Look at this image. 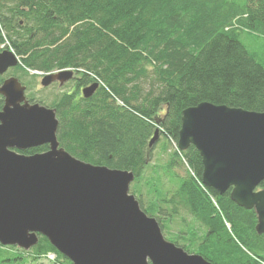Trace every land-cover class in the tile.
<instances>
[{"label":"trees","instance_id":"trees-1","mask_svg":"<svg viewBox=\"0 0 264 264\" xmlns=\"http://www.w3.org/2000/svg\"><path fill=\"white\" fill-rule=\"evenodd\" d=\"M2 42L20 59L17 75L29 92L30 70H73L68 89L49 104L60 147L131 171V193L161 229L170 232L182 213L205 228L166 239L212 264H264L255 211L233 202L229 190L218 194L201 183L194 146L168 151L189 106L209 101L264 111V0H0ZM92 82L97 88L83 97ZM157 128L168 158L152 165L156 142H148ZM0 264L72 262L38 234L29 249L0 244Z\"/></svg>","mask_w":264,"mask_h":264},{"label":"water","instance_id":"water-1","mask_svg":"<svg viewBox=\"0 0 264 264\" xmlns=\"http://www.w3.org/2000/svg\"><path fill=\"white\" fill-rule=\"evenodd\" d=\"M20 64L0 50V74ZM73 70L44 74L42 86L60 85ZM98 83L81 89L90 97ZM0 244L29 249L38 234L72 264H212L167 240L129 185L131 171L75 158L59 146L55 109L25 96L15 76L0 84ZM155 129L148 144L158 139ZM42 152L23 153L41 145ZM190 145L202 161L201 183L218 194L229 190L238 206L256 213L264 232V111L201 101L182 111L177 149Z\"/></svg>","mask_w":264,"mask_h":264},{"label":"rangeland","instance_id":"rangeland-1","mask_svg":"<svg viewBox=\"0 0 264 264\" xmlns=\"http://www.w3.org/2000/svg\"><path fill=\"white\" fill-rule=\"evenodd\" d=\"M5 46H6L5 42H2L0 44V48L5 49ZM65 70H69V69L66 68ZM56 71H58V70H56ZM56 71L43 73V72H39V71H35V70H30L29 71L30 74L36 75L35 80H37L38 83H36V82L34 84L31 83L32 88L30 89V92L27 91L25 93L26 98L29 100L28 94L32 93V94H34V99H35L34 101H36V102L38 101V103H40V104H42V105H44L46 107L52 108L49 104L52 102V99L55 96V94H58V93H60V92H62L64 90H67L68 88H66L65 84H62L61 86H59L58 83H54V84H49V86H41L39 83H40V79H42L41 77L44 74H49V73H53V72H56ZM73 78H74V76L71 79H73ZM70 80H68V81H70ZM68 81H66V82H68ZM71 88L73 89V87H71ZM40 101H42V102H40ZM31 103H33V102H31ZM159 137H160V135H159ZM159 141H160V139L158 141H156V143L154 144V147H153L152 152H151L152 153L151 154V158H149V159H151L150 164H152V165L153 164L164 163V162L167 161V158H168V155H166L165 153H162V148L160 147V142ZM171 147L174 149V147H176V143L175 142H171V145L168 148L169 152L172 150ZM151 171L152 170L149 169L145 174L147 175ZM129 193H131L130 189H129ZM134 197L136 198V195H134ZM144 205H147V203L145 202ZM170 226H171L170 227V232H168V230H166V229H161L163 236L164 237L167 236L170 239H172V237H174V235L172 233H175V234H177V236H179L180 235V233H179L180 231H178V230H180V229L181 230H186L188 235H189L188 232L190 231L189 229H191V228L195 229L194 232H195V234L197 233V235L202 234L204 232V230H205L204 226H201L199 223H197L196 221L192 220V218L189 215L185 214V213L181 214V218H179V217L175 218L174 221L170 224ZM183 235L187 236L185 234H183ZM170 239H169V241H171ZM171 242H173V241H171Z\"/></svg>","mask_w":264,"mask_h":264},{"label":"flooded vegetation","instance_id":"flooded-vegetation-1","mask_svg":"<svg viewBox=\"0 0 264 264\" xmlns=\"http://www.w3.org/2000/svg\"><path fill=\"white\" fill-rule=\"evenodd\" d=\"M6 49V48H5ZM0 50H4L3 48H0ZM19 64H17L16 66H14V67H10V68H8L4 73H2V74H0V84L3 82V80L4 79H6V78H8V77H11V76H15V77H17V79L21 82V84L22 85H24L25 86V93L27 92V91H29L28 89H27V86H26V84L24 83V80L23 79H21L18 75H17V73H19V74H21L22 72H19ZM42 75V74H41ZM42 78V77H41ZM35 80V79H34ZM35 82L36 83H38V81L37 80H35ZM54 83H58V81H54V82H52L51 84H54ZM40 85H41V79H40V83H39ZM58 85L59 86H61L59 83H58ZM42 86V85H41ZM49 86V85H48ZM3 97L0 95V110L2 109V106H3ZM45 151V150H44ZM264 187V186H263ZM263 187H260V188H263Z\"/></svg>","mask_w":264,"mask_h":264},{"label":"built area","instance_id":"built-area-1","mask_svg":"<svg viewBox=\"0 0 264 264\" xmlns=\"http://www.w3.org/2000/svg\"><path fill=\"white\" fill-rule=\"evenodd\" d=\"M47 258H48V259H54V254H53V253H49V254L47 255Z\"/></svg>","mask_w":264,"mask_h":264}]
</instances>
